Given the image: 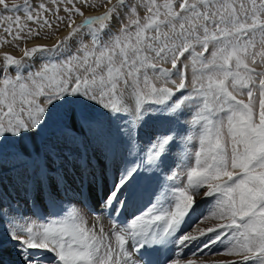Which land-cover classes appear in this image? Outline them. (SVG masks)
I'll use <instances>...</instances> for the list:
<instances>
[{
    "label": "snow or ice",
    "instance_id": "obj_1",
    "mask_svg": "<svg viewBox=\"0 0 264 264\" xmlns=\"http://www.w3.org/2000/svg\"><path fill=\"white\" fill-rule=\"evenodd\" d=\"M5 237L21 264H264V0H0V264Z\"/></svg>",
    "mask_w": 264,
    "mask_h": 264
},
{
    "label": "rangeland",
    "instance_id": "obj_2",
    "mask_svg": "<svg viewBox=\"0 0 264 264\" xmlns=\"http://www.w3.org/2000/svg\"><path fill=\"white\" fill-rule=\"evenodd\" d=\"M16 55H19V53H14ZM168 119L164 116H161V115H156V116H153L151 118H148L146 120V123L143 125L142 127V130H141V137L143 139V141L145 143L149 142L154 134L162 131V130H165L167 127H168ZM194 149H189V152L193 151ZM124 157L123 155L121 156V161H123ZM140 179V178H139ZM155 179H151L150 181H154ZM144 181H147L146 179ZM149 181V180H148ZM7 184H8V181L5 180V185L7 187ZM142 184V181L139 182V186H141ZM132 187L130 186V189ZM130 194V192H129ZM13 196H15L16 194L13 193L12 194ZM126 196V194H125ZM207 206V211L208 209L211 207V204L209 203H206V202H200L198 207L195 208V212L193 214V216L195 217V219L189 215V217L187 218V223H191V226L189 227V230H191V228L193 227V225L197 222V220L199 219V217L203 214V213H206V211L204 210L205 207ZM65 207H68V205L66 204ZM56 212H60V209L59 207H57L56 209ZM55 218V217H53ZM194 220V221H193ZM207 223H211L209 221H205L204 223H201L199 225H197V227H201V226H204L205 224L207 225ZM105 227H107V224L105 225ZM188 230V231H189ZM193 231H195V229H192ZM182 232H186V230L182 231ZM205 239V237L203 238ZM207 239V237H206ZM225 243H227V241H225ZM4 246L6 247H9L8 248V251L7 252H4L3 253V261L4 263L3 264H6L5 261L8 260V262L10 263H13V264H16L18 262V264H21L20 260H19V257L17 256L13 246L11 245L10 242H8L7 238L5 237V243H4ZM191 257H189L188 259H190ZM217 257H213V259H215ZM20 262V263H19Z\"/></svg>",
    "mask_w": 264,
    "mask_h": 264
},
{
    "label": "bare ground",
    "instance_id": "obj_3",
    "mask_svg": "<svg viewBox=\"0 0 264 264\" xmlns=\"http://www.w3.org/2000/svg\"><path fill=\"white\" fill-rule=\"evenodd\" d=\"M153 179H155V178H153ZM144 180L145 179H143V178H140V179L138 178L136 184L131 186L132 188L129 190L130 194H129V192H126V196L132 195L135 191L140 192V193L144 192V193H146V194H144V199L145 200H142V202H140V203H142V204L145 203V205L148 206L149 203H150V198L152 196L153 190L156 188L158 181H157V179H155L154 181H150V180L149 181L148 180L144 181ZM140 181H142L141 186H139V182ZM161 199H163V198L161 197ZM133 200L135 202V195L133 197ZM139 207L142 208V206H139ZM138 212H139V209L136 211V213L138 214ZM191 217H192V219L194 218V216H191ZM186 221H187V218H186ZM209 224L210 223H207V225H209ZM205 226H206V224L204 226H201V228L205 227ZM184 230H186V229H182L181 228V231H184ZM179 234L180 233H178V235ZM200 243H201V241H196V242H193V243L187 245L186 247H182V248L180 246H178V245H175V244L170 245V246L173 249L172 254L175 252L177 258H179L181 260V264H184V261L186 259H188L186 257L189 256V255H192V252L196 251V249H197V247H199ZM8 248L9 247H7V246L5 247L4 246V252H7ZM192 258H190V259H192ZM7 261L8 260H6L5 263ZM3 263H4V261H3ZM6 264H8V263H6ZM16 264H18V262Z\"/></svg>",
    "mask_w": 264,
    "mask_h": 264
}]
</instances>
